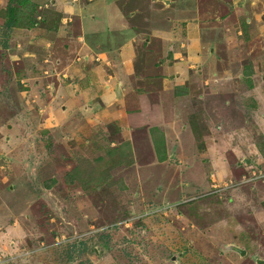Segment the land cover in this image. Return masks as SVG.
Returning a JSON list of instances; mask_svg holds the SVG:
<instances>
[{
    "label": "rangeland",
    "instance_id": "obj_1",
    "mask_svg": "<svg viewBox=\"0 0 264 264\" xmlns=\"http://www.w3.org/2000/svg\"><path fill=\"white\" fill-rule=\"evenodd\" d=\"M235 1L26 0L9 27L0 0V264H264V0ZM122 25L143 74L119 117L95 66Z\"/></svg>",
    "mask_w": 264,
    "mask_h": 264
},
{
    "label": "crops",
    "instance_id": "obj_2",
    "mask_svg": "<svg viewBox=\"0 0 264 264\" xmlns=\"http://www.w3.org/2000/svg\"><path fill=\"white\" fill-rule=\"evenodd\" d=\"M236 1H238V0H236ZM252 2H253V4H252L253 7L258 5L257 1L255 2L253 0ZM262 8H264V6H262ZM250 15H254L255 18L257 17L255 12L250 14ZM250 17L251 18H246V23H251V21L256 20L254 17H252V16H250ZM84 19H86V18H84ZM83 22H84V20H83ZM128 26H129V24H128ZM128 26L122 25L120 30H117L116 34H113V35L111 34L112 37L115 38L117 41L115 46H117L118 49L112 50L111 54H108L106 52V55L104 57H107L108 62L107 63L102 62L101 64H98L95 66L100 71L99 74H100L101 79L104 80V81H102V80L101 81L104 83V85L106 87V89H105L106 91L104 94L105 98L108 101H111L110 103L113 105V107H110L107 110V112H110L111 114L119 115V117H121V109H124V105L126 104V102H128L126 99V96L127 95H132V96L134 95V93L136 92L134 90L135 84L138 87H141L138 85L139 83L137 82V79H138V76L140 74H143L142 72H140V74H138L137 71L135 70V66L133 64L134 60L136 59V55H137L136 54V48H135V45H136L135 44V41H136L135 37H137V36L136 35L133 36L132 33L129 36L130 28ZM256 26L259 29V31L262 32L263 27H264V20L260 19L259 21H257ZM34 29H36V32L34 34L32 32H30L33 30L32 28H31V30L29 29L27 32L29 34L31 33V36H33L34 39L32 42H35V43L44 42L45 43L47 38H43L42 36H40L41 34H43L45 29H42L39 27L34 28ZM84 29L81 33L82 35H79L77 37L78 41H80L79 40L80 38L84 37V39H82L83 42L81 43V46H80V52L71 53L70 57H69L71 59V61L66 66L67 72H70L71 75H72V71L81 70V67H82V64H80V63L77 64L78 66H76V64H75L77 61H79L81 59V57H76L77 58L76 59L77 61H76L73 58H71L73 55H81L83 58H85V60H86L85 65L90 64L91 59H93L94 52L91 50L92 45H89L91 42L90 41L88 42V39L86 37V33H87L88 29H86L85 26H84ZM91 30L97 31L98 29H94V30L91 29ZM61 31H62V29H61ZM196 32H197V30H196ZM196 32L192 31L190 34H188L186 39L184 40V42L188 43L189 39H191L190 42L193 43V45H196L197 37H195V36H196V34H198L199 30L197 33ZM238 33H241V32H238ZM37 35H39L40 37H37ZM191 35H192V37L189 38ZM35 36L37 37V39H35ZM78 43H80V42H77V44ZM87 49H90V50L86 51ZM83 50L86 52L81 54ZM78 53H80V54H78ZM111 63L113 64L112 69L108 68L106 65V64H111ZM155 67L158 69V72L160 74L159 79L161 80V82L163 81V85H164V83L167 80L166 76L169 75L168 73H170L175 68V66H174V64H170V63H168L167 60H165L162 62L157 61ZM93 68L94 67H91L90 70H86L87 72L85 74L86 75L88 74V77H90L93 82H96V80H94ZM156 73L157 72H154V74H156ZM103 74L105 75V77L103 76ZM177 79H179V78H177ZM153 80H158V79H153ZM142 86L144 87L143 84H142ZM137 97H133V98H137ZM124 120H125V118H124ZM121 128H123V127L121 126Z\"/></svg>",
    "mask_w": 264,
    "mask_h": 264
},
{
    "label": "trees",
    "instance_id": "obj_3",
    "mask_svg": "<svg viewBox=\"0 0 264 264\" xmlns=\"http://www.w3.org/2000/svg\"><path fill=\"white\" fill-rule=\"evenodd\" d=\"M24 4L26 3V0H8V4L6 7V13L8 14V20H7V25L9 27H11L12 25L15 24L18 25V8L16 6V4ZM34 22H31L30 26H33ZM151 139H152V143L155 145L156 153L159 159L161 160H165V142H164V137L162 134H160V136H157L156 132H152L151 133ZM159 146L161 148H159Z\"/></svg>",
    "mask_w": 264,
    "mask_h": 264
},
{
    "label": "water",
    "instance_id": "obj_4",
    "mask_svg": "<svg viewBox=\"0 0 264 264\" xmlns=\"http://www.w3.org/2000/svg\"><path fill=\"white\" fill-rule=\"evenodd\" d=\"M246 163H249V160H246ZM222 247H223L222 249L224 251L235 252V253L239 254L240 256H244L246 254V250L244 248L238 246L235 243H227V244H224ZM256 262L258 264H261L263 262V260L256 258Z\"/></svg>",
    "mask_w": 264,
    "mask_h": 264
},
{
    "label": "built area",
    "instance_id": "obj_5",
    "mask_svg": "<svg viewBox=\"0 0 264 264\" xmlns=\"http://www.w3.org/2000/svg\"><path fill=\"white\" fill-rule=\"evenodd\" d=\"M254 175V174H253ZM260 176H264V174H259Z\"/></svg>",
    "mask_w": 264,
    "mask_h": 264
}]
</instances>
